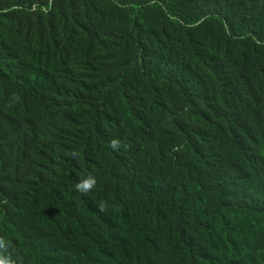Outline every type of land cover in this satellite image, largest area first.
I'll return each mask as SVG.
<instances>
[{
    "label": "trees",
    "instance_id": "trees-1",
    "mask_svg": "<svg viewBox=\"0 0 264 264\" xmlns=\"http://www.w3.org/2000/svg\"><path fill=\"white\" fill-rule=\"evenodd\" d=\"M253 211L264 0H0V258L264 264Z\"/></svg>",
    "mask_w": 264,
    "mask_h": 264
},
{
    "label": "clouds",
    "instance_id": "clouds-1",
    "mask_svg": "<svg viewBox=\"0 0 264 264\" xmlns=\"http://www.w3.org/2000/svg\"><path fill=\"white\" fill-rule=\"evenodd\" d=\"M118 141H112V145L118 144ZM95 186V179L90 177L88 180H84L76 184V189L81 192H87ZM0 264H12V261L6 258H0Z\"/></svg>",
    "mask_w": 264,
    "mask_h": 264
},
{
    "label": "rangeland",
    "instance_id": "rangeland-1",
    "mask_svg": "<svg viewBox=\"0 0 264 264\" xmlns=\"http://www.w3.org/2000/svg\"><path fill=\"white\" fill-rule=\"evenodd\" d=\"M245 214H248V212H245ZM248 217L253 222L259 223L260 225L264 226V213L253 211V212H249Z\"/></svg>",
    "mask_w": 264,
    "mask_h": 264
}]
</instances>
